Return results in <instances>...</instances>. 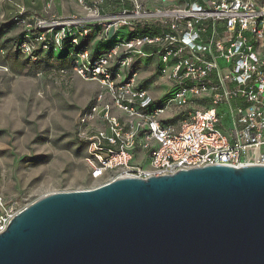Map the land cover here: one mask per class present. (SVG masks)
Segmentation results:
<instances>
[{"label":"built area","instance_id":"built-area-1","mask_svg":"<svg viewBox=\"0 0 264 264\" xmlns=\"http://www.w3.org/2000/svg\"><path fill=\"white\" fill-rule=\"evenodd\" d=\"M108 2L119 5L111 15L101 11L103 0H78L83 17H29L24 9L13 17L24 26L17 52L35 63L36 50L58 54L67 42L78 50L54 54L64 63L58 74L101 86L77 121L90 176L103 180L94 188L119 176L264 165V0ZM152 28L159 34L139 33ZM122 29L135 36L94 60L81 46ZM152 59L165 85L158 99L140 87L136 68ZM17 212H0V233Z\"/></svg>","mask_w":264,"mask_h":264},{"label":"water","instance_id":"water-1","mask_svg":"<svg viewBox=\"0 0 264 264\" xmlns=\"http://www.w3.org/2000/svg\"><path fill=\"white\" fill-rule=\"evenodd\" d=\"M0 264H264V165L48 193L0 233Z\"/></svg>","mask_w":264,"mask_h":264},{"label":"rangeland","instance_id":"rangeland-1","mask_svg":"<svg viewBox=\"0 0 264 264\" xmlns=\"http://www.w3.org/2000/svg\"><path fill=\"white\" fill-rule=\"evenodd\" d=\"M2 4L0 0V212L5 213L48 193L89 190L103 180L91 178L86 146L77 137L78 117L101 86L74 74L63 80L41 75L38 64L16 51L24 26L3 19ZM81 9L60 17H83ZM141 71L144 89L146 71ZM140 160L137 154L135 161Z\"/></svg>","mask_w":264,"mask_h":264},{"label":"crops","instance_id":"crops-1","mask_svg":"<svg viewBox=\"0 0 264 264\" xmlns=\"http://www.w3.org/2000/svg\"><path fill=\"white\" fill-rule=\"evenodd\" d=\"M108 0H103L102 11L103 12H115L118 10V4H108ZM17 8H22L26 11V15H35L38 17H46L51 14H55L57 16H64L70 14H80L82 13L81 6L78 4V0H3V4L1 6L2 18L11 21L12 18L18 13L16 12ZM123 36H126L129 32L127 30L118 31ZM116 34L111 32V37ZM85 46L90 50L93 56H100L105 50L100 45L99 39H97L96 34H92L83 39ZM55 54V53H54ZM54 54L50 52V54H41L43 59V65L46 66V73L44 74L46 77H54L60 79H70L71 76L66 75L62 76L58 74V68L61 65H64L61 61H54L53 58L59 57L58 54ZM60 59V58H59ZM157 60H147L137 65L136 68L139 71V79L140 72L142 69L146 71L145 81L143 82L144 90L155 99L161 98L165 94V85L162 83L160 78L155 72V65ZM145 65V66H144ZM62 79V80H63ZM142 88V86H141ZM143 89V88H142ZM137 153L139 151L137 150Z\"/></svg>","mask_w":264,"mask_h":264},{"label":"trees","instance_id":"trees-1","mask_svg":"<svg viewBox=\"0 0 264 264\" xmlns=\"http://www.w3.org/2000/svg\"><path fill=\"white\" fill-rule=\"evenodd\" d=\"M22 17V16H21ZM11 22L13 24H16V22L13 20H11ZM141 35H144V34H150V35H156V34H159V30L158 29H144V30H141L139 32ZM133 36H135L134 33H128L126 34V36H123L121 33L117 32L114 36H112L110 39L106 40V41H100V45L102 48H104L105 50L103 51L102 54L106 53L108 50H110L111 48H113L118 42L120 39H123V40H130ZM22 38V34L19 35V37L17 38L16 40V44H19L20 43V40ZM81 46H85V43L81 42ZM78 48H71L70 44L67 43V42H64L63 44V49L62 51L59 52V57L57 58H63L65 57L64 55L70 53V52H75L77 51ZM51 51H49L48 53H46L47 55L50 54ZM101 54V55H102ZM35 55L38 56V60L37 62H35L34 64H38L39 65V71L43 73V75L46 73V66L43 65V59H42V56L40 54V50H36L35 51ZM100 55V56H101ZM99 56H93V54L91 53V59L94 60L96 58H98ZM83 143V142H82Z\"/></svg>","mask_w":264,"mask_h":264}]
</instances>
